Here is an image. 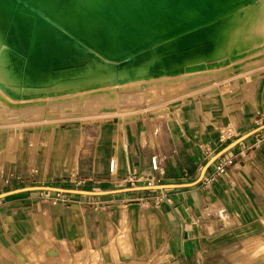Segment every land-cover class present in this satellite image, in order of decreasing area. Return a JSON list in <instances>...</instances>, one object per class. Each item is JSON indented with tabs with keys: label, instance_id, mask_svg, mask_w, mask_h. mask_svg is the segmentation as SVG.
Instances as JSON below:
<instances>
[{
	"label": "crops",
	"instance_id": "1",
	"mask_svg": "<svg viewBox=\"0 0 264 264\" xmlns=\"http://www.w3.org/2000/svg\"><path fill=\"white\" fill-rule=\"evenodd\" d=\"M255 82V100H248L246 95ZM255 82H251L241 99L225 97L223 94L229 91L194 98L181 105L176 113L180 121L172 120V115L158 116L165 118L166 123L155 126L147 123L143 129L134 121L125 122L124 126L115 121L108 124L107 120L98 123L101 129L91 155L81 161V168L90 176L92 187L89 188L126 187L127 184L117 179L129 170L154 175L151 158L155 155L162 165L164 183L194 181L215 153L264 124V75ZM259 90L262 92L258 94ZM230 126L235 133L221 141L222 131ZM256 141L259 143L255 147ZM66 142L46 145L42 156L32 148L26 159L17 155L13 146L11 159H7L4 154L9 146L0 136V183L8 173H15L18 166L29 170L41 164L48 174L51 165V169H61L59 172L63 174L69 159ZM74 146L71 142L68 150L72 153L71 165L77 163ZM204 147L209 148L212 155L205 154ZM34 150L36 152H32ZM224 156L237 157V161L219 181L208 187L200 182L159 191L169 201L164 198L158 204L146 201L154 191L81 195L76 204L71 205L70 199H65L67 193L49 195V191L0 199V264H51L55 244L68 247L73 242L88 241L100 249L107 241L105 235L110 237L116 233L121 237L125 230L131 235L127 241L131 264H151L165 257L171 259L169 264H218L220 257L227 258V264H242L237 263L233 247L246 242L249 254L253 252L250 246L256 250L257 244H261L264 232V129L225 153L219 161ZM112 157L117 159L119 175L110 177ZM212 169L213 165L208 171ZM102 227L105 234L101 232ZM99 256L97 251L94 260ZM209 257L218 259L207 261Z\"/></svg>",
	"mask_w": 264,
	"mask_h": 264
},
{
	"label": "bare ground",
	"instance_id": "2",
	"mask_svg": "<svg viewBox=\"0 0 264 264\" xmlns=\"http://www.w3.org/2000/svg\"><path fill=\"white\" fill-rule=\"evenodd\" d=\"M241 32L264 39V0H0V55L12 61L0 76L64 89L61 99H114L117 88L143 80L135 78L166 85L230 69ZM47 92L6 106L55 100Z\"/></svg>",
	"mask_w": 264,
	"mask_h": 264
},
{
	"label": "rangeland",
	"instance_id": "3",
	"mask_svg": "<svg viewBox=\"0 0 264 264\" xmlns=\"http://www.w3.org/2000/svg\"><path fill=\"white\" fill-rule=\"evenodd\" d=\"M241 35L243 43L237 47L238 50H235L233 53H227L228 55H234L239 52V56H237L238 54L235 55V64L230 69L188 77L182 82H176L178 79L176 78L174 82L166 85L154 82L152 78H135V82L143 80L127 88H117L114 90L116 91L114 99H110L109 95L102 92L78 98L79 100L72 98L75 101L72 99H61V95L66 94L64 89L57 92L55 86L47 83H21L20 81L8 80L0 76V136L5 138L6 145L7 147L9 146L8 149H5L4 157L11 159L10 155L13 146L17 150V155L26 159L32 148H35L38 151L37 154L42 156L46 145L51 146L53 145L52 143L55 145L59 142L67 141L66 157L69 158L68 164L66 163L65 165L67 170L63 174H60L61 169H51V165L48 168V174L47 172L44 173V167L41 164H36L29 170L26 166L22 168L18 166L19 168L15 173H8L1 180L0 192L28 185H49L91 190L89 188L92 187L89 185L90 176L81 168V161H85L91 155L95 139L98 137L101 129L98 122L108 121V124H111V121L116 122L117 120L123 126L125 122L134 121L139 123V125L141 124V128L143 129L147 123H150L151 126L166 123L165 118H157L158 116L163 117L165 115L166 117H170L172 115L174 117L172 120L180 121L176 113L181 110V105L193 101L198 96L213 93L215 90L218 93L229 91L223 95L225 97L229 96L234 99H241L251 82L257 81L261 75H264V63L259 62V60L264 62V39L256 38V36L253 38L252 35H246L244 32H241ZM251 37L254 41L251 40ZM247 39H250L251 42H247ZM12 55L10 53L9 57L11 58ZM2 58V55H0V72L3 68L11 70V59L4 63ZM143 81L146 83L142 84ZM255 84L256 82L252 85L251 89L254 88ZM63 88L67 90L70 87L64 86ZM35 90L37 91L35 92ZM44 90L48 91L47 95L55 96V100L45 101L43 102L44 104L39 106L33 103L23 110L6 106L7 99H10V97L26 98L28 95L31 96L33 94L32 97L35 96L37 98L39 91L43 92ZM4 91L8 93H4ZM261 92L259 90L258 94ZM247 94H251L250 91ZM168 123L171 124L172 121ZM105 128L102 127V129ZM232 128L230 126L224 129V131L226 132ZM232 132L235 133L233 129ZM11 140L15 141V144ZM71 142L75 145L74 152L78 153L75 156L77 157L75 165L69 164L72 153L70 154L68 150L71 148L69 147ZM3 150L1 148V151ZM36 150L32 152H36ZM60 175H63V177H59ZM50 194L53 193L49 192ZM80 196L68 194L65 196V199H70L69 203L71 205L76 204ZM101 232L105 234L103 227L101 228ZM121 235V237H118L116 233L111 234L110 237L105 235L104 237L107 241L100 249L93 247L88 241L73 242L68 247L57 246L55 244L51 252L53 255V258L51 257L52 259H50L52 261L51 264H118L119 262L131 264L127 245V241L131 239V235L127 230ZM260 239L261 244L257 242L258 247L256 250L253 245L249 247L250 250H253L249 254L247 253L246 242L238 243L233 247V250L237 253V258H235L237 263L264 264V232ZM240 249L242 251L238 254ZM97 251L100 253V256L97 260H94ZM217 259V257H209L207 261ZM170 260L169 257H165L155 263L151 261V264H169ZM227 261V258L220 257L218 264H227Z\"/></svg>",
	"mask_w": 264,
	"mask_h": 264
},
{
	"label": "water",
	"instance_id": "4",
	"mask_svg": "<svg viewBox=\"0 0 264 264\" xmlns=\"http://www.w3.org/2000/svg\"><path fill=\"white\" fill-rule=\"evenodd\" d=\"M264 129V124L256 127L255 129L237 137L225 147H223L220 151L215 153L203 166L199 176L192 182L188 183H161L154 185H140V186H126L117 189L110 190H86V189H76V188H65V187H57V186H49V185H28L23 187H18L14 189H10L7 191L0 192V199L27 193V192H36V191H49V192H58V193H67V194H76V195H91V196H100L107 194H117L124 192H134V191H164L165 189L178 188V187H190L199 184L207 171L211 168V166L218 161L225 153L235 148L237 145L251 137L252 135L262 131Z\"/></svg>",
	"mask_w": 264,
	"mask_h": 264
},
{
	"label": "built area",
	"instance_id": "5",
	"mask_svg": "<svg viewBox=\"0 0 264 264\" xmlns=\"http://www.w3.org/2000/svg\"><path fill=\"white\" fill-rule=\"evenodd\" d=\"M232 136H233L232 129H228L226 132L223 130L222 134L220 135V140L226 141L227 139H230ZM258 143L259 142L256 141L254 143V146L256 147V144ZM204 152L205 154H209L208 156L212 155V153L210 154V149L207 147H204ZM236 161H237V157L233 158V157L224 156L220 161L218 160L213 164V169L207 171L201 182L208 187L212 185L214 182L219 181L226 174L228 167L233 166ZM117 166H118L117 159L112 157L109 160L110 177L119 175ZM151 168L156 174L149 175L146 173L138 172L137 170H129L126 174L118 176L117 181L122 184H127L128 186L154 185V184L164 183L161 177L162 165L160 163L158 156L156 155L151 158ZM76 189H83V188H76ZM154 193L155 194L146 197L147 199L146 201L149 202L150 200H153L156 204L163 201L164 198H166L169 201L166 195L159 194L158 190L154 191Z\"/></svg>",
	"mask_w": 264,
	"mask_h": 264
},
{
	"label": "trees",
	"instance_id": "6",
	"mask_svg": "<svg viewBox=\"0 0 264 264\" xmlns=\"http://www.w3.org/2000/svg\"><path fill=\"white\" fill-rule=\"evenodd\" d=\"M14 196H16V195H12V196H10V197H14Z\"/></svg>",
	"mask_w": 264,
	"mask_h": 264
}]
</instances>
